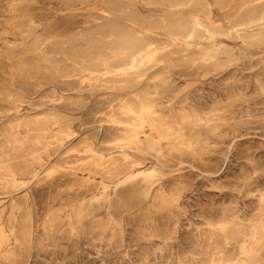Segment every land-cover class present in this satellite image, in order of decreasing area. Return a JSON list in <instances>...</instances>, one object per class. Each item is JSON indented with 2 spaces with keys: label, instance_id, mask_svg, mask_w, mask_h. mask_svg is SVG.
I'll return each instance as SVG.
<instances>
[{
  "label": "rangeland",
  "instance_id": "374dc122",
  "mask_svg": "<svg viewBox=\"0 0 264 264\" xmlns=\"http://www.w3.org/2000/svg\"><path fill=\"white\" fill-rule=\"evenodd\" d=\"M0 264H264V0H0Z\"/></svg>",
  "mask_w": 264,
  "mask_h": 264
},
{
  "label": "bare ground",
  "instance_id": "6f19581e",
  "mask_svg": "<svg viewBox=\"0 0 264 264\" xmlns=\"http://www.w3.org/2000/svg\"><path fill=\"white\" fill-rule=\"evenodd\" d=\"M103 1V0H102ZM206 1V0H205ZM243 1V0H242ZM33 3V2H32ZM141 3V2H140ZM19 4V3H18ZM238 5V4H237ZM85 6V5H84ZM229 7V6H228ZM165 8V7H164ZM177 9V8H176ZM248 9V8H247ZM204 10V9H203ZM192 11V10H191ZM229 11V10H228ZM197 12H198V10H197ZM103 13V12H102ZM101 13V14H102ZM105 13V12H104ZM106 14V13H105ZM104 14V16H106L107 17V14L105 15ZM167 15V14H166ZM171 16V15H170ZM28 17V16H27ZM111 17V16H110ZM26 18V17H25ZM146 18V17H145ZM116 20V19H115ZM175 21V20H174ZM229 21V20H228ZM177 22V21H176ZM124 23V22H123ZM127 23V22H126ZM251 23V22H250ZM132 25V24H131ZM178 25V24H177ZM228 25H229V23H228ZM181 26V25H180ZM183 27V26H182ZM117 29L118 30H120L121 32H123V29H122V26H120L119 24H117ZM183 29V28H182ZM124 30H125V28H124ZM127 30H129L128 28H127ZM133 31V30H132ZM230 31V30H229ZM115 32V31H114ZM176 32V31H175ZM136 33V32H135ZM134 33V34H135ZM181 33V32H180ZM241 34V33H240ZM175 35V34H174ZM185 35H186V33H185ZM184 38H186V37H184ZM137 39V38H136ZM139 39V38H138ZM81 40V39H80ZM190 42V41H189ZM125 43V42H124ZM131 43H133V44H131ZM143 43V42H142ZM142 43H138L137 41H135V40H133L132 38H130V37H128V38H126V44H129V45H136V46H134V50L133 49H131V50H133L132 51V55H131V60H132V63L133 64H135L137 61H138V59H149V60H151V59H153V57H154V49L151 47V46H149V45H144V44H142ZM125 47H128L127 45L125 46ZM133 47V46H132ZM201 48V47H200ZM14 49V48H13ZM90 49V48H89ZM128 49V48H127ZM11 50V49H10ZM124 52V51H123ZM131 52V51H130ZM126 53V52H125ZM109 54V53H108ZM99 58V57H98ZM119 58V57H118ZM97 62V61H96ZM201 63H203V62H201ZM146 64V63H145ZM145 67V66H144ZM132 68V67H131ZM138 69V68H137ZM114 71V70H113ZM108 72V71H107ZM110 72V71H109ZM115 72V71H114ZM95 76V75H94ZM124 77V76H123ZM127 111V110H126ZM162 120V119H161ZM148 121V120H147ZM161 127V126H160ZM154 128V127H153ZM163 128V127H162ZM201 128V127H200ZM172 129V128H171ZM154 131V130H153ZM179 138V137H178ZM135 139V138H134ZM89 142V141H88ZM121 142H123V141H121ZM115 143H116V141H115ZM111 144V143H110ZM109 144V145H110ZM119 144V143H118ZM188 145V144H187ZM87 146V145H86ZM95 146H97V145H95ZM181 148V147H180ZM186 148V147H185ZM184 148V149H185ZM87 149V148H86ZM183 149V150H184ZM90 150V149H89ZM88 150V151H89ZM189 151V150H188ZM95 152V151H94ZM97 152H99V151H97ZM105 153V152H104ZM84 154V153H83ZM100 154V153H99ZM91 155H93V154H91ZM94 156H98L99 158H100V160L101 161H105V159L104 160H102V157H100L99 155H97L96 153H94ZM92 157V156H91ZM90 157V158H91ZM89 159V158H88ZM93 159H95L94 157L92 158V160ZM111 159V158H110ZM90 160V159H89ZM98 161H99V159H97ZM95 161V160H94ZM90 162V161H89ZM100 162V161H99ZM99 162H97V163H99ZM87 163V162H86ZM96 163V162H95ZM94 163V164H95ZM101 163V162H100ZM103 163V162H102ZM10 164V163H9ZM105 163H103L102 165H104ZM83 165V164H82ZM97 165V164H96ZM137 166V165H136ZM105 168V167H104ZM68 170H70V169H68ZM93 172H95V170L93 171ZM50 174V173H49ZM147 174V173H146ZM37 176V175H36ZM38 179V178H37ZM24 182V181H23ZM26 182V181H25ZM18 183V182H17ZM22 183V182H21Z\"/></svg>",
  "mask_w": 264,
  "mask_h": 264
}]
</instances>
